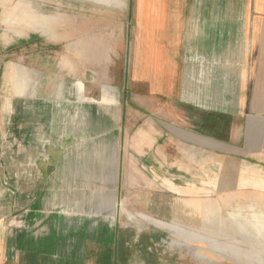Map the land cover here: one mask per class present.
I'll return each mask as SVG.
<instances>
[{"label": "rangeland", "instance_id": "1", "mask_svg": "<svg viewBox=\"0 0 264 264\" xmlns=\"http://www.w3.org/2000/svg\"><path fill=\"white\" fill-rule=\"evenodd\" d=\"M113 1L119 8L0 0V234L35 238L41 251L72 252L76 264H264V188L236 183L238 174L262 173L248 162L258 156L235 147L233 162H222L220 152L216 162L209 147L179 139L184 108L188 132L201 126L205 140L214 120L180 102L176 83L174 90L162 81L159 68L130 67L134 1ZM83 2L91 37L105 38V65L77 58ZM170 71L175 81L176 68ZM33 74L53 110L45 114V99L38 115L30 110L24 142L15 88ZM217 119L224 142L246 144L243 120Z\"/></svg>", "mask_w": 264, "mask_h": 264}, {"label": "crops", "instance_id": "2", "mask_svg": "<svg viewBox=\"0 0 264 264\" xmlns=\"http://www.w3.org/2000/svg\"><path fill=\"white\" fill-rule=\"evenodd\" d=\"M90 1L95 3V6L119 8L113 0ZM133 1L135 37L129 52L130 67L159 68L162 81L172 84L174 90L177 89L180 102L183 101L184 105L189 107L194 105L195 114L203 112L196 111L195 107L204 108L210 119L215 121V123L211 121L214 127H210L213 134L211 133L210 138L205 140L197 130H202L200 125L193 129V134L188 132L191 128L186 127L184 108L182 112L184 119L178 122L179 139L184 142L192 141L193 146L209 147L216 162H219V152L221 156H225L222 162H228L229 157L231 163L234 161L235 147L242 151L248 148V155L258 156L257 161L248 158V162L259 164L262 173L257 170L258 176H255L256 171L251 169L248 178L238 174L237 186L264 188V0ZM85 4L83 2L82 27L79 28L81 30L75 32L81 35L80 48L74 46L81 49L76 55L83 65L85 63L86 66H90L91 60L95 66L105 65L106 57L109 56L107 52L105 57L107 51L105 38L100 41L95 35L91 37L89 18L84 15ZM98 11L99 14L100 10ZM39 27L37 25L35 29L41 32ZM25 30L20 33H24ZM37 33L35 35L39 36ZM139 34L142 35L139 37ZM120 55L117 53L119 58ZM173 67L176 68V82L170 71ZM8 81L9 78L4 77L2 85L10 86ZM42 82L41 77L33 74L19 81V86L15 88L18 95L17 112L19 116L22 115L18 128L21 134L18 136L24 142L29 140L28 136L31 135V131L28 134L24 133L25 130L29 131L33 124L27 117L30 110H39L43 99L47 101L44 106L48 108L45 114L50 116L48 113L53 110L52 102L49 103L45 97L49 91L40 90ZM83 89L84 84L79 97L82 107ZM40 112L41 110L37 115ZM219 115L234 116L246 123L247 126L241 129L248 132L249 139H246L248 140L246 144L243 143L240 147L229 141L224 142L225 140L219 137L217 133ZM227 125L229 127L227 126L225 131H229V140L231 138L233 141L235 128L233 124ZM33 128L37 130V125L34 124ZM133 145L139 148L143 146L137 141L131 144ZM241 154L244 155L243 152ZM225 177L227 183L233 186V174L226 172ZM22 189L18 192L21 205L25 203V186ZM4 237L0 234V264H76L72 252L41 251L42 242L37 243L35 238L4 239ZM15 242L18 246L17 251H14ZM45 247L48 249V246Z\"/></svg>", "mask_w": 264, "mask_h": 264}]
</instances>
